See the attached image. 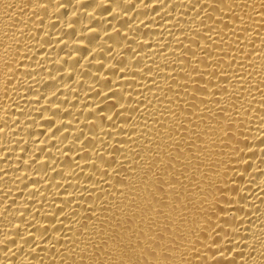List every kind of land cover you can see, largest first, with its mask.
I'll return each instance as SVG.
<instances>
[{
  "label": "bare ground",
  "instance_id": "1",
  "mask_svg": "<svg viewBox=\"0 0 264 264\" xmlns=\"http://www.w3.org/2000/svg\"><path fill=\"white\" fill-rule=\"evenodd\" d=\"M0 264H264V0H0Z\"/></svg>",
  "mask_w": 264,
  "mask_h": 264
}]
</instances>
